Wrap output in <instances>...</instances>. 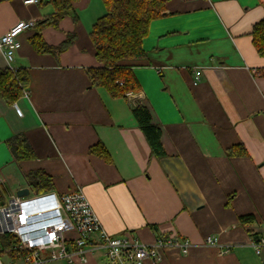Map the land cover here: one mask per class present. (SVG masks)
Here are the masks:
<instances>
[{"label": "crops", "instance_id": "crops-1", "mask_svg": "<svg viewBox=\"0 0 264 264\" xmlns=\"http://www.w3.org/2000/svg\"><path fill=\"white\" fill-rule=\"evenodd\" d=\"M164 1L143 41L146 58L133 68L140 91L124 98L88 77L100 67L90 33L107 13L103 0H77V21L70 14L58 29L42 30L53 47L76 35L62 53L37 52L33 29L19 36L13 66L27 71L29 91L16 101L21 116L0 99V187L17 193L28 188L25 174L42 170L52 192L81 189L112 237L130 232L146 245L168 236L193 244L188 255L169 251L144 264H264V251L250 246L251 234L264 233V57L252 36L264 20V0ZM53 11L48 3L0 0V37ZM6 67L0 50V69ZM138 103L161 129L163 158L152 154L133 116ZM19 134L35 157L16 163L7 141ZM97 145L110 162L90 152ZM235 147L247 155L229 156ZM249 215L254 222L242 224ZM208 236L234 246L221 254L203 246ZM42 264L110 263L95 252L86 262Z\"/></svg>", "mask_w": 264, "mask_h": 264}, {"label": "trees", "instance_id": "trees-1", "mask_svg": "<svg viewBox=\"0 0 264 264\" xmlns=\"http://www.w3.org/2000/svg\"><path fill=\"white\" fill-rule=\"evenodd\" d=\"M77 0H40L53 7V13L42 21L36 22L31 29L35 31L32 45L39 53L58 54L68 50L76 39L74 33L67 36L59 46L53 47L45 43L41 32L46 27L59 28V22L65 16L73 14V2ZM107 13L93 26L90 33L95 48V57L100 67L88 70V77L93 86L104 87L112 97H125L127 93L140 91V85L134 76L133 68L146 58L143 41L148 35L150 24L165 12L164 0H103ZM253 43L257 53L264 57V20L256 23L252 31ZM29 91V77L25 69H0V99L12 105ZM134 118L151 148L152 154L158 158L166 156L161 142V129L152 122L146 106L138 103L132 109ZM7 146L14 162L31 160L34 151L23 134L15 135L7 141ZM106 162L110 157L106 149L97 145L90 149ZM229 156H246L243 147L228 151ZM25 180L32 194L40 195L52 192L53 181L42 170L25 174ZM6 202L5 192L0 187V206ZM242 224L250 225L253 216L240 218ZM15 237L9 234L0 235V255L9 256L13 260L21 259L26 252L14 250Z\"/></svg>", "mask_w": 264, "mask_h": 264}, {"label": "built area", "instance_id": "built-area-1", "mask_svg": "<svg viewBox=\"0 0 264 264\" xmlns=\"http://www.w3.org/2000/svg\"><path fill=\"white\" fill-rule=\"evenodd\" d=\"M40 0H24L25 4H37ZM34 20L19 21L0 37V50L12 71L18 49L19 36L35 26ZM202 71L195 70L194 84L200 81ZM25 92L24 96H27ZM17 115L22 110L13 103ZM0 185L4 181L0 177ZM15 237L14 250L26 252L19 260L0 264H42L50 261L86 262L89 254L102 252L110 264H144L146 260L159 261L164 253L175 251L188 255L193 244L179 237H158L154 244L146 245L127 232L112 237L103 228L90 201L81 189L58 194H30L19 197L8 193L6 202L0 206V235ZM252 235L250 246L257 252L264 251V233ZM203 246L212 247L224 254L233 244L221 243L218 237L208 236ZM7 256V255H6Z\"/></svg>", "mask_w": 264, "mask_h": 264}, {"label": "water", "instance_id": "water-1", "mask_svg": "<svg viewBox=\"0 0 264 264\" xmlns=\"http://www.w3.org/2000/svg\"><path fill=\"white\" fill-rule=\"evenodd\" d=\"M29 194H30V190H29V188H24V189H21V190L17 191V195H18L19 197H26V196H28Z\"/></svg>", "mask_w": 264, "mask_h": 264}, {"label": "rangeland", "instance_id": "rangeland-1", "mask_svg": "<svg viewBox=\"0 0 264 264\" xmlns=\"http://www.w3.org/2000/svg\"><path fill=\"white\" fill-rule=\"evenodd\" d=\"M5 196L7 197L8 196V193L5 191Z\"/></svg>", "mask_w": 264, "mask_h": 264}]
</instances>
